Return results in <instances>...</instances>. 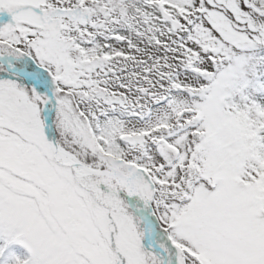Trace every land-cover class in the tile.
Masks as SVG:
<instances>
[{"label": "snow or ice", "instance_id": "snow-or-ice-1", "mask_svg": "<svg viewBox=\"0 0 264 264\" xmlns=\"http://www.w3.org/2000/svg\"><path fill=\"white\" fill-rule=\"evenodd\" d=\"M0 264H264V0H0Z\"/></svg>", "mask_w": 264, "mask_h": 264}]
</instances>
